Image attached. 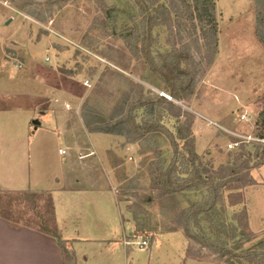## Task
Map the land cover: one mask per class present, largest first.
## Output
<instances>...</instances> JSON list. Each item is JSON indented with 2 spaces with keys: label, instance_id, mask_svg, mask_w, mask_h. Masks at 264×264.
I'll return each mask as SVG.
<instances>
[{
  "label": "rangeland",
  "instance_id": "1",
  "mask_svg": "<svg viewBox=\"0 0 264 264\" xmlns=\"http://www.w3.org/2000/svg\"><path fill=\"white\" fill-rule=\"evenodd\" d=\"M51 1L0 0V54L10 64L21 66L18 56L20 39L16 36L27 32L34 34L33 40H38L44 33L51 34L55 40H49L48 45L58 52H68L58 63L64 73L73 78L72 82H68L73 96L81 97L72 110L79 109L82 115L89 114L91 121L95 120L94 116L112 122L114 119L110 121V116H114L126 95L128 100L122 114H126L127 107L131 108L138 98L149 97L154 103L152 115L146 114L144 108L132 111L136 123L140 124L143 120L152 122L150 132L139 138L136 135L134 143L128 142L123 135L108 136L102 143L104 154L95 155L89 162L90 175L111 177L116 200L128 212V217L134 221L137 216L144 225L150 222V231L135 229V234L139 236L137 244L142 241L149 243L155 235L167 231L165 219L159 213L160 199L156 198L160 191L155 171L158 152L164 166L174 163L183 177L189 175L191 168L186 159L191 152L195 153V165L202 176L212 175L216 182L218 176L215 171L219 166L232 165L234 161L238 164L248 162L247 178H252L254 184L241 187L242 203L237 205H230L236 198L232 199L230 191L221 188L212 220L233 222L238 210L245 207L248 229L253 233L254 240L243 244V248L253 247L257 240H264V145L245 144L240 149H227L226 145L233 137L219 131L209 121L195 127L196 114L192 111L202 108V101L207 99H225L231 104L237 93L245 102L258 96L259 103L255 108L264 106V45L255 29L256 0H214L219 57L218 52L213 55L204 46V30L209 33L210 24L205 20L199 21L200 13L191 0H104L105 5L113 10L102 9L97 0ZM168 10L171 11L170 19L165 21L162 12ZM106 11H112L113 22L107 18ZM148 16H157L162 23L149 28L146 22L143 35L136 43L137 49L128 45L122 37L129 32L126 28H133ZM187 47L195 61L192 66L195 75L190 95L176 100L169 95L170 89L155 67L160 64L159 54L173 50L181 52ZM35 53L43 59L40 45ZM186 68V63H181L180 69L186 71ZM160 92L172 100L159 101ZM167 102L175 106L172 111ZM243 110L241 106L226 109L219 121L231 126L232 119ZM175 113H180V116H174ZM185 123L191 132L192 137L189 138H193L191 142L179 139L177 135V128L185 133ZM249 127L238 126L236 131L241 134L251 133V130L258 132L253 126V129ZM195 132H198L197 142ZM204 168L207 171L204 172ZM107 182L104 185H108ZM204 195L206 188L200 187L197 191L180 193L179 198L186 206L187 198L199 200ZM149 197H153L154 201H150ZM52 211L47 193L0 191V214L16 223L37 226L56 234ZM200 218L201 226L209 232V213L204 212ZM213 230H216L214 226ZM223 234L222 238L226 240L227 235ZM187 241L188 255L216 257L200 244ZM239 252L235 250L233 254L238 255Z\"/></svg>",
  "mask_w": 264,
  "mask_h": 264
},
{
  "label": "crops",
  "instance_id": "2",
  "mask_svg": "<svg viewBox=\"0 0 264 264\" xmlns=\"http://www.w3.org/2000/svg\"><path fill=\"white\" fill-rule=\"evenodd\" d=\"M44 34L38 40L27 32L16 36L21 66L0 54V191L47 193L56 236L0 214V264H225L217 257L188 255L189 242L179 228L160 232L146 248L139 247L135 223L117 202L111 177L89 173L90 159L104 154L102 143L112 135L90 132L79 109L72 110L81 97L73 96L68 85L73 78L58 63L68 52L48 45L55 39ZM39 45L43 59L35 53ZM217 45L218 52L219 39ZM257 97L245 102L237 93L231 104L203 100L202 108L191 109L196 114L193 124L209 121L233 131L252 128L264 107L255 108ZM236 106L244 108L241 114L249 120L232 119L231 126L219 121L224 110ZM195 138L197 142L198 132ZM61 148L66 154L59 153ZM57 236L65 242L66 253Z\"/></svg>",
  "mask_w": 264,
  "mask_h": 264
},
{
  "label": "trees",
  "instance_id": "3",
  "mask_svg": "<svg viewBox=\"0 0 264 264\" xmlns=\"http://www.w3.org/2000/svg\"><path fill=\"white\" fill-rule=\"evenodd\" d=\"M53 1L55 0H52L50 3ZM191 1L196 10L200 13V16H206V19H203V16H199V21L202 22V20H205L210 24L208 30L209 33L204 30V46L207 50L212 51L211 54L214 55L217 52L216 49L218 42L215 20V2L214 0ZM97 2L100 3L102 9L109 8V6L105 5L104 0H97ZM256 3L257 16L255 20V29L257 36L264 45V0H256ZM161 8L163 9L162 6ZM109 9L113 10L112 8ZM162 13L165 15L163 16V20L166 21L170 19L171 11L168 10L165 11V13ZM106 15L107 18L113 22L114 17L111 16L112 11H108ZM146 22L149 28L162 23L157 16H148L146 19H142L141 23L134 25L133 28H126L129 32L122 34V37L128 45L137 49L136 43L143 35L144 24ZM104 23L106 22L104 21ZM159 59L160 64L155 68L158 70L162 80L169 87V95L176 100H180L183 96V98L186 99L190 95V89L195 75V72H192V66H194L195 61L190 52H188V47L187 50L185 49L181 52L173 50L172 52L159 54ZM181 63H186V71L180 69ZM139 88L142 90L141 86H139ZM158 99L159 101H166L167 98L160 95L158 96ZM127 100L128 95L125 96L121 104L118 106V110L113 113L114 116H110V121L114 119L112 122H107L100 117L96 118L94 116L93 118L95 120H92V122L89 120V114L84 113L82 118L85 126H87L90 132L123 135L128 142L134 143L137 139L136 135H139L138 138L144 136L145 133L150 132L153 126L150 120H143L140 124L136 123L135 117L132 116V111L134 109L144 108L146 114L152 115V112L154 111V103L150 101L149 97L145 99L138 98L131 108L127 107L125 110L126 114H122L124 104ZM167 105L170 110L175 107L171 102H167ZM174 116L179 117L180 113H175ZM185 125L187 126L185 128V133H183L181 128H177L178 138L191 142L193 138H189L192 137L191 132L189 131V126L187 123H185ZM255 129L258 130V134L264 135V108L258 113L255 122ZM242 151L243 149L241 152ZM262 152V156L264 157V149ZM156 156L155 171L158 175L157 183L158 189L160 190L157 193L156 198L160 199L159 213L165 219L164 226L167 227V231H174L177 226L182 230L187 239L207 248L216 255V257L227 264H264V240H257L253 247L243 248V244L254 240L253 233L248 229V213L245 207L238 210L233 218V222L224 223L221 220H212L216 213V201L221 197V188L230 191L229 195L232 199L236 198L234 201L230 202V205H237L242 203V195L239 192L241 187L254 184L252 178H247L249 169L248 162L243 161L238 164L234 161L232 165L224 164L219 166L215 171L218 176V182H216L212 175L206 177L202 176L198 166L195 165V159L197 156L193 152H191L186 159V163L191 164V168L188 172L189 175L186 177L181 176L177 171L176 166L173 165L174 163L165 167L160 158L159 152ZM187 170L188 169L186 168V171ZM203 170L204 172L207 171L205 168ZM200 187L206 188V195L202 196L199 200L187 198V205L183 206L179 198L180 193L197 191ZM149 200L154 201V198L149 197ZM204 212L209 213L211 217L209 232L206 231L200 223V216ZM8 218L9 217H7V219ZM134 221L135 229L137 231L151 230L149 221L144 225L137 216ZM213 226L216 230H213ZM211 231H213L215 235H213ZM222 234L227 235L226 240L222 238ZM57 238L59 241V247L63 253H66L65 242L58 236ZM235 250H240L238 255L233 254V251Z\"/></svg>",
  "mask_w": 264,
  "mask_h": 264
},
{
  "label": "built area",
  "instance_id": "4",
  "mask_svg": "<svg viewBox=\"0 0 264 264\" xmlns=\"http://www.w3.org/2000/svg\"><path fill=\"white\" fill-rule=\"evenodd\" d=\"M160 95H162L163 97L167 98L168 100H172L170 96H168L167 94H165L164 92H160ZM234 121H238V120H249V117L245 114H241L238 118L234 117L233 118ZM213 125H215L217 127V129L229 136L233 137L232 141H229L226 145L227 149H231V148H235V147H239V149L244 146L245 144H256V145H264V135H260L258 133H253L251 131V133L248 134H241L237 131H233L230 130L220 124L214 123ZM255 129V124L254 127ZM59 153L61 154H66V149H59ZM147 242L146 241H142L139 244V247L141 249L146 248Z\"/></svg>",
  "mask_w": 264,
  "mask_h": 264
}]
</instances>
